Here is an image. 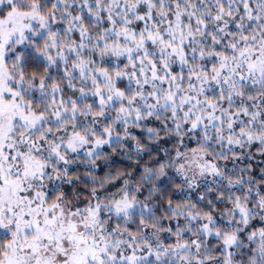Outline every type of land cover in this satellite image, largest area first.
<instances>
[{
  "label": "snow or ice",
  "instance_id": "snow-or-ice-1",
  "mask_svg": "<svg viewBox=\"0 0 264 264\" xmlns=\"http://www.w3.org/2000/svg\"><path fill=\"white\" fill-rule=\"evenodd\" d=\"M0 264H264V0H0Z\"/></svg>",
  "mask_w": 264,
  "mask_h": 264
}]
</instances>
